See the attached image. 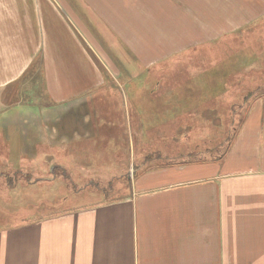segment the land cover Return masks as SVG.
Wrapping results in <instances>:
<instances>
[{
    "label": "crops",
    "instance_id": "obj_1",
    "mask_svg": "<svg viewBox=\"0 0 264 264\" xmlns=\"http://www.w3.org/2000/svg\"><path fill=\"white\" fill-rule=\"evenodd\" d=\"M78 1L144 70L238 43L264 21V0ZM60 15L66 28H14L0 6V91L36 61L56 98L98 88L100 39L77 12L80 28ZM0 264H264V96L220 157L148 169L120 199L1 228Z\"/></svg>",
    "mask_w": 264,
    "mask_h": 264
},
{
    "label": "rangeland",
    "instance_id": "obj_2",
    "mask_svg": "<svg viewBox=\"0 0 264 264\" xmlns=\"http://www.w3.org/2000/svg\"><path fill=\"white\" fill-rule=\"evenodd\" d=\"M0 2L14 28H66L60 13L80 28L77 12L102 43L93 93L56 98L39 61L0 91V229L120 199L148 169L220 157L264 96V21L238 43L144 70L78 0Z\"/></svg>",
    "mask_w": 264,
    "mask_h": 264
}]
</instances>
